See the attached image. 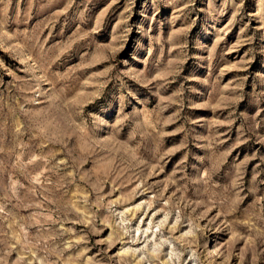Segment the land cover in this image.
<instances>
[{"label": "rangeland", "instance_id": "obj_1", "mask_svg": "<svg viewBox=\"0 0 264 264\" xmlns=\"http://www.w3.org/2000/svg\"><path fill=\"white\" fill-rule=\"evenodd\" d=\"M0 264H264V0H0Z\"/></svg>", "mask_w": 264, "mask_h": 264}, {"label": "bare ground", "instance_id": "obj_2", "mask_svg": "<svg viewBox=\"0 0 264 264\" xmlns=\"http://www.w3.org/2000/svg\"><path fill=\"white\" fill-rule=\"evenodd\" d=\"M203 44V43H202ZM201 45V44H200ZM161 243H157V244H153V248L156 249V248H161ZM215 248V247H214ZM213 248V249H214ZM212 252V251H211Z\"/></svg>", "mask_w": 264, "mask_h": 264}]
</instances>
